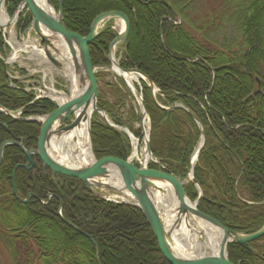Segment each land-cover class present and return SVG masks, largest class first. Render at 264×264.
<instances>
[{"label":"trees","instance_id":"trees-1","mask_svg":"<svg viewBox=\"0 0 264 264\" xmlns=\"http://www.w3.org/2000/svg\"><path fill=\"white\" fill-rule=\"evenodd\" d=\"M22 1L5 0L9 18ZM50 2L57 10V0ZM62 11L66 30L80 37L88 36L102 13L120 12L128 19L126 57L119 66L142 72L157 89L158 106L140 82L152 156L164 172L183 182L187 199L195 202L198 191L188 173L201 138L199 122L205 142L193 168L202 193L198 211L232 232L258 231L264 225V0H62ZM31 22L23 10L15 30L23 34ZM227 26L233 29L230 37ZM219 34L225 37L218 40ZM115 37L109 21L88 48L94 67L107 66ZM5 53L0 35V56ZM7 73L12 70L4 71L0 64V106L19 112V119L0 113V146L21 141L26 150L34 149L40 126L24 120L48 115L56 107L47 99L34 101ZM95 78L97 108L141 143L140 111L127 103L131 94L123 85L107 82L102 72ZM107 91L113 103L106 100ZM173 106L179 107L166 111ZM90 133L97 161L128 159V138L96 113ZM26 163L17 147L3 150L0 251L10 264H168L140 210L97 198L76 180L52 176L39 161L31 175L23 168ZM13 189L20 200L30 196L27 204L15 198ZM65 222L89 236L97 249ZM249 247L252 253L229 245L228 261L264 264V236Z\"/></svg>","mask_w":264,"mask_h":264},{"label":"water","instance_id":"water-1","mask_svg":"<svg viewBox=\"0 0 264 264\" xmlns=\"http://www.w3.org/2000/svg\"><path fill=\"white\" fill-rule=\"evenodd\" d=\"M57 2L58 8L57 11H55L50 0H46L48 7L54 10V16H52L40 8L35 0H23L13 17L8 20L9 22L5 25H0V30L10 26L11 24H14L17 21L20 13L25 9L32 17L30 30L39 38L46 60L54 68L58 70L62 69V64L53 55L59 53L58 46L63 44L70 56L75 75L77 76V80L80 87L83 88V91L80 95L66 101L60 106H57L54 111L45 117L24 120L25 122L36 123L40 126L36 149L27 151L24 149L21 142H5L0 146V165L3 161V150L8 146H14L21 150L22 154L28 160V164L31 162L32 157L37 158L43 167L51 174L61 178L78 181L85 186L86 190L90 194L97 198L105 201L107 200L106 197L98 191H110L130 197V202L127 201L123 202L122 204L135 207L141 211L143 218L145 219L156 239V243L161 255L168 262V264H231L228 261L229 245L240 246L244 250L252 253L253 251L249 247V244L264 236V225L255 233L248 235L239 234L226 229L215 220L200 213L197 209L198 200L202 197V193L193 179V168L205 142L202 127L199 122L195 121L201 134V138L191 158L190 169L188 173L189 181L195 185L198 191V199L192 203L185 195L183 183L180 182L175 176L164 172L160 162L152 156L149 145V132L145 133L143 129V122L144 119L147 118V113L144 108L142 96L138 93L133 85L127 83L120 75L116 76L122 81L129 92L137 98L139 103L141 109L140 125L142 128V133L144 134L143 143L147 157L146 161L148 160L150 163L154 164L156 169H148L146 167L138 168L135 166L134 160L131 159V157L127 161H121L116 158H105L96 161L92 152L90 133L91 118L88 124V137L90 151L92 154L91 165L80 168H70L57 163L50 155L49 148L51 139L54 136L60 138V136L66 135L78 127L81 120H84V114L88 110L89 106H92V113L98 114L102 120L112 129H114L119 135L124 134L133 147L134 138L132 134L126 128H117L116 126L112 125L106 117V114L97 108L98 88L95 79V73L97 70L101 69V67L92 66L88 47L93 44V41L99 35L97 30L98 26L102 22L116 19L121 21L123 24V30L117 34L116 38L109 45L108 55L110 65L105 67V69L107 71H111L112 64H114L120 72L139 77L138 82L143 81L147 85L150 92L152 93L153 99L155 91L153 83L146 75L137 69L122 70L112 58V50L117 45L121 49L123 55L126 57V48L129 35V21L122 13L111 11L98 15L91 24L88 36L80 37L76 34L68 32L64 27L62 0H57ZM4 5L5 0H0V8L4 7ZM0 64L3 66L4 71L6 70V67L9 66V63L1 57ZM154 102L158 106L155 99ZM175 107L176 106H173L171 109H166V111H170ZM79 111L80 114L76 117L75 113ZM0 113L13 120H18L15 115L19 114V112H8L0 106ZM188 113L190 114L191 118H194L190 112ZM137 142L138 141L136 140V143ZM23 168L29 170L31 169V166L24 165ZM117 178H120L122 181L123 188H118L111 184L110 181L113 179L117 180ZM168 187L171 189L177 204L176 208L171 211L176 216V220L172 227H167L165 225L163 219L164 215L160 213V210L157 208L153 200V193L164 195L166 192L165 188ZM13 195L19 202L23 204H27L30 197L27 196L25 200H20L16 196L14 189ZM58 216L61 220H63L60 211ZM192 219L198 223H205L222 234L218 255L191 258L181 254L180 251H178L177 247L175 246L176 243L174 242L173 232L179 228L182 220L189 223ZM66 224L75 232L90 240L92 245L97 249L96 244L89 236L83 234L74 225L69 223Z\"/></svg>","mask_w":264,"mask_h":264},{"label":"bare ground","instance_id":"bare-ground-1","mask_svg":"<svg viewBox=\"0 0 264 264\" xmlns=\"http://www.w3.org/2000/svg\"><path fill=\"white\" fill-rule=\"evenodd\" d=\"M40 8L46 11L48 14L54 16V10H52L46 4V0H35ZM8 18L6 16L4 7L0 8V25L7 24ZM123 30V24L120 22V32ZM60 54H58L57 60L62 64V71H58L63 73L65 78L69 80L70 90L69 96H65L62 93L55 92L53 89V85L49 87L48 94L53 101H55L58 105L63 104L64 102L80 95L83 91V88L80 87L79 82L77 80V76L75 75V71L73 68L72 61L67 50L64 48L63 44L58 46ZM24 51L29 52L31 55H37L40 58H43L42 52H39L36 46L24 47L20 50H16L14 58L18 55V52ZM112 58L114 57L115 63H117L114 49L112 50ZM90 56V55H89ZM13 60V58H12ZM45 62V61H42ZM111 71L120 75L127 83L133 85L138 82V78L134 75L120 72L117 67L112 64ZM51 72V71H50ZM80 114L79 112L75 113L77 117ZM92 116V106H89L88 110L84 114V120H81L78 127L73 129L70 133L63 135L62 138H52L50 141L49 153L54 158V160L63 165L68 166L70 168H80L91 165L92 163V154L90 151V143L88 137V124L89 120ZM138 156L137 151V143L133 140V151L131 154V159H135ZM143 158L147 159L145 150L143 151ZM111 184L115 185L118 188H123L122 181L120 178L117 180H111ZM166 192L164 195H160L158 193H153V200L160 210V213L163 214L164 223L167 227H172L176 216L171 212L177 206L173 193L171 189L165 188ZM129 199L130 197H126ZM125 202L128 200H124ZM60 211V210H59ZM203 228V232L199 234L196 231H193L191 234L190 230H193L190 227V222L187 223L185 221H181L179 228L174 231L173 237L174 242L176 243V247L178 251L184 250L187 254H195L196 257L205 256L201 253L202 249L209 250L211 255L216 256L220 250L221 238L222 234L213 229L212 227L206 225L205 223H199ZM190 232V233H189ZM204 238V242L200 243L198 238Z\"/></svg>","mask_w":264,"mask_h":264},{"label":"rangeland","instance_id":"rangeland-1","mask_svg":"<svg viewBox=\"0 0 264 264\" xmlns=\"http://www.w3.org/2000/svg\"><path fill=\"white\" fill-rule=\"evenodd\" d=\"M111 23H113L114 25L116 24L117 32H119L120 31V27H119L120 26V21L115 20L114 22H111ZM113 24H111V25H113ZM226 28H227V31L226 32L229 33L228 34V37H230L232 34H234V33H232L233 29L231 27L229 28L227 26ZM7 31H9L11 33V36L15 35L16 33H15L14 24H11L10 27L7 29ZM29 32L34 35V33L31 30H29ZM223 37H225V35L219 34L218 35V40H221ZM29 41H34V39H32L31 37H29ZM21 44H22V42H20V44H17V45L20 46V47H23ZM26 44H29V43H26ZM114 54H115L116 60L118 61V59H119L118 57L121 55V49L119 48L118 45L116 46V48L114 50ZM24 56L25 57H28V56H31V54L29 52H27ZM108 65H110V64H108ZM48 66L49 65H44L43 63H41L38 60L37 61L34 60L32 62L23 63L21 69L28 70V71H31V70L37 71V70H41L43 68H46V70H45L46 77L45 78H43L42 77V74H40V73L33 75L34 81L35 82H38V84H35V87L41 86V85H44V86L50 85L51 86V84H53L54 89L56 91L63 92L64 94L67 95L69 93V90H70L69 80L67 78H65V76L63 75V73H60L58 71L51 70V72L48 73V68H47ZM60 71H62V70H60ZM106 74H107V76H106L105 80L107 82H110L112 84H115L119 88H120V85L121 86L123 85L120 82L121 80L115 74H113L112 72L109 71ZM263 74H264V67H263ZM113 76L116 79H113L112 80ZM43 80H45V81H43ZM106 95H107L106 100L108 102H110V103H113L114 96L111 95V93L109 91L106 92ZM127 100H128V102H127L128 104L132 102V104L136 105V103L134 102L133 97L131 99V97L128 96V99ZM135 127H137V125H135ZM144 129L145 130L148 129L147 121L144 122ZM62 137L63 136H60V138H62ZM54 138H57V137L54 136ZM137 151H138V158L141 159L143 157V151H144V144L142 142L140 144L137 142ZM98 192H100L102 195H104L107 199H113L116 202L119 201L118 198H120V199L123 198L124 200H127V198L122 197V195H120L118 193H114V192H110V191H98ZM190 227L193 229V230H190L191 234L193 233V231H196L199 234H201L203 232V228L200 226V224L197 221H194L193 219L190 221ZM198 241L200 243H203L204 242V238L199 237L198 238ZM180 253L183 254V255L189 256L191 258L196 257L195 254H190V253L187 254V252L184 251V250H181ZM201 253H203L205 256H210L211 255V252L209 250H205V249H202ZM0 264H10L9 263V259L7 258V256L4 255L1 251H0Z\"/></svg>","mask_w":264,"mask_h":264},{"label":"built area","instance_id":"built-area-1","mask_svg":"<svg viewBox=\"0 0 264 264\" xmlns=\"http://www.w3.org/2000/svg\"><path fill=\"white\" fill-rule=\"evenodd\" d=\"M3 37L6 40L5 35H3ZM6 44L11 49V52H10L9 58H8V60H9V59H11L12 54H13V47L10 43L9 37H8V40H6ZM16 60H17V58H16ZM31 73H33V72H31ZM48 90H49V87L44 86V85L33 87V88H26V91H33L36 100L40 99V98L49 97Z\"/></svg>","mask_w":264,"mask_h":264},{"label":"flooded vegetation","instance_id":"flooded-vegetation-1","mask_svg":"<svg viewBox=\"0 0 264 264\" xmlns=\"http://www.w3.org/2000/svg\"><path fill=\"white\" fill-rule=\"evenodd\" d=\"M107 55H108V52H107ZM106 55V56H107ZM115 56V55H114ZM122 54L118 57L119 59H118V63H120V60L122 59ZM106 60H107V62H108V59H107V57H106ZM18 142H21V141H18ZM22 143V142H21ZM23 145V144H22ZM34 149H36V146H35V148ZM34 149H30V150H27V151H31V150H34ZM26 150V149H25ZM26 158V157H25ZM36 161H39L37 158H34V157H32L31 158V162L28 164V160H27V163L25 164V165H29V166H31V169H29V170H26L27 172H29V173H31V175H33V173H34V163ZM24 166V165H23ZM47 170V169H46ZM48 171V170H47ZM49 172V171H48ZM50 173V172H49ZM51 174V173H50ZM53 176V175H52Z\"/></svg>","mask_w":264,"mask_h":264}]
</instances>
